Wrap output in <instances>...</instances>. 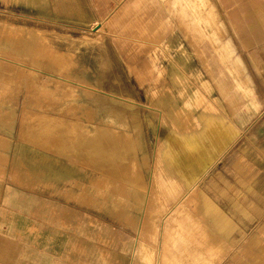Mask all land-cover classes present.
<instances>
[{"label":"rangeland","instance_id":"rangeland-1","mask_svg":"<svg viewBox=\"0 0 264 264\" xmlns=\"http://www.w3.org/2000/svg\"><path fill=\"white\" fill-rule=\"evenodd\" d=\"M84 10L86 0H0V188L9 180L113 225L141 248L131 264H224L229 256L217 253V239L202 238L213 234L208 221L216 224V207L203 194L215 170H158L152 203L142 205L156 147L173 149L175 166L187 143L195 160L202 156L203 140L194 137L201 127L187 133L170 125L185 117L177 109L186 102H208L186 96L187 82L212 91L202 80L198 48L189 54L161 47L153 73L131 70L108 60L104 20ZM5 23L31 35L11 33ZM209 37L218 40L216 32ZM155 103L171 105L150 109L160 107ZM160 115L170 123L159 128ZM135 122L142 131L132 138Z\"/></svg>","mask_w":264,"mask_h":264},{"label":"crops","instance_id":"crops-1","mask_svg":"<svg viewBox=\"0 0 264 264\" xmlns=\"http://www.w3.org/2000/svg\"><path fill=\"white\" fill-rule=\"evenodd\" d=\"M86 1L89 10L83 13L97 16L101 25L104 20L112 63L153 73L158 48L184 47L191 54L197 47L202 80L212 88L210 93L187 82V97L201 95L208 102H186L177 109L185 117L170 124L201 127L194 134L203 140L200 160L189 143L176 166L173 149L156 147L142 205L152 203L158 170H215L203 194L216 207V224L208 221L213 234L202 238L217 239V253L229 256L224 264H264V0ZM155 105L160 107L149 108L171 104ZM168 123L161 115L154 120L159 128ZM133 128L132 138L139 137L140 124ZM163 152L169 156L163 159ZM140 249L113 225L56 197L9 180L1 185L0 264H131Z\"/></svg>","mask_w":264,"mask_h":264},{"label":"bare ground","instance_id":"bare-ground-1","mask_svg":"<svg viewBox=\"0 0 264 264\" xmlns=\"http://www.w3.org/2000/svg\"><path fill=\"white\" fill-rule=\"evenodd\" d=\"M0 24L3 25V24H4L3 21H0ZM5 24L7 25L8 23H5ZM6 25H5V26H6ZM8 26H10V28H11V30H10L11 33H13V32H20V33H21V31H23L24 33H25V32L30 33V32H28L29 30L26 31V29H24V28L21 29V27H16V26H14V25H7V28H8ZM3 27H4V26H3ZM4 28H5V27H4ZM7 28H6V29H7ZM10 28H9V29H10ZM18 28H20V29H18ZM0 29H2L1 26H0ZM32 31H33V30H32ZM8 32H9V30H8ZM33 32H34V31H33ZM35 32H36V31H35ZM2 33H3V32H2ZM9 34H10V32H9ZM22 34H23V33H22ZM0 35H1V34H0ZM30 35H31V33H30ZM36 37H37V36H36ZM38 38H39V37H38ZM41 43H42V42H41ZM2 45H3V44H2ZM5 46H6V45H5ZM6 48H7V47H6ZM2 49H3V48H2ZM67 82H68V81H67ZM98 128H99V126H98ZM99 129L102 130V128H99ZM103 129H104V131H105L107 134H109L108 132H111V133H112V130H111L110 127H105V128H103ZM101 130H100V131H101ZM101 132H102V131H101ZM102 133H103V132H102ZM112 134H113V133H112ZM118 134H119V133H118ZM50 136H51V135H50ZM120 136L123 138L124 135H123L122 132L120 133ZM98 139H99V138H98ZM101 140H102V139H101ZM101 140H100V141H101ZM103 141H104V140H103ZM98 142H99V140H98ZM113 142H116V141H113ZM98 144H99V148H98V149H99V152H98V150H97V152H98L99 154H102V153H104V152H107L106 149L104 148V145H102V143H101V144L98 143ZM113 145H114V144H113ZM104 154H105V153H104ZM104 154H103V155H104ZM119 154H120V153H119ZM109 162H110V161H109ZM112 163H113V162H112ZM110 164H111V163H110ZM132 164L134 165V163H132ZM97 165H98V164H97ZM111 166H112V165H111ZM134 166H135V165H134ZM134 166H133V167H134ZM99 167H100V166H99ZM105 169H106V168H105ZM129 169H130V167H129ZM112 170H113V169H112ZM122 170H123V169H122ZM117 172H118V171H117ZM113 173H114V172H113ZM122 180H123V179H122ZM119 195H120V194H119ZM123 195H124V194H123ZM82 197H83V196H82ZM125 197H126V196H125ZM80 198H81V197H80ZM84 198H85V197H84ZM74 199H76V198H74ZM86 203H87V202H86ZM86 203H85V204H86Z\"/></svg>","mask_w":264,"mask_h":264}]
</instances>
